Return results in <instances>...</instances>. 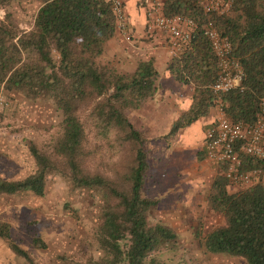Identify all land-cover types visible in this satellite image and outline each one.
Here are the masks:
<instances>
[{
    "label": "trees",
    "instance_id": "1",
    "mask_svg": "<svg viewBox=\"0 0 264 264\" xmlns=\"http://www.w3.org/2000/svg\"><path fill=\"white\" fill-rule=\"evenodd\" d=\"M14 0H0L6 8ZM30 26L21 29L8 13L0 18V92L28 101L48 99L60 120L42 143L28 142L33 170L17 179L0 175V196L44 193L46 178L58 175L70 190H84L98 201L92 238L100 251L92 264H174L155 254L172 248L175 231L149 212L157 199L144 194L147 138L129 121L159 88L153 60L140 59L130 71H118L101 59L105 42L115 31L107 0H37ZM166 15L181 14L195 22L188 47L169 57L166 70L174 81L192 87L190 104L159 137L170 140L180 129L219 106L234 122L253 123L264 109V0H232L222 15L204 13L195 0H164ZM214 29L231 45L241 66V78L226 93H214L216 59L206 30ZM242 171L258 170L249 185L229 188L224 167L212 178L206 207L222 222L195 236L207 254L238 257L246 264H264V160L240 154ZM67 210L73 211L65 206ZM0 239L9 249L35 264L0 220ZM31 245L42 249L39 237Z\"/></svg>",
    "mask_w": 264,
    "mask_h": 264
},
{
    "label": "rangeland",
    "instance_id": "2",
    "mask_svg": "<svg viewBox=\"0 0 264 264\" xmlns=\"http://www.w3.org/2000/svg\"><path fill=\"white\" fill-rule=\"evenodd\" d=\"M38 6L37 0H14L6 8H0V18L8 13L15 24L26 29ZM0 94L3 98L0 104V175L17 179L34 168L27 151L28 142L45 141L55 131L60 115L48 99L28 101L16 93L1 91ZM211 113V121H215L216 106L209 108L207 116ZM152 147L147 138L144 194L158 201L149 217L171 227L177 235L172 248L161 249L160 254L155 255L174 264H246L238 257L207 254L198 245L194 233L197 226L205 231L220 224L222 219L205 204L211 175L197 180L190 177L200 168L193 160V151L181 153L177 159L162 157L157 161L150 152ZM180 164L185 171L179 170ZM0 220L10 224L11 238L35 264H92L100 254L92 238V226L98 220L97 199L87 191L70 190L58 175L47 176L41 196L22 194L0 198ZM33 237L41 238L45 247H33ZM0 264L27 262L0 239Z\"/></svg>",
    "mask_w": 264,
    "mask_h": 264
},
{
    "label": "crops",
    "instance_id": "3",
    "mask_svg": "<svg viewBox=\"0 0 264 264\" xmlns=\"http://www.w3.org/2000/svg\"><path fill=\"white\" fill-rule=\"evenodd\" d=\"M122 1L125 12L124 29L115 28L113 35L104 44L101 59L112 63L118 71L124 72L132 70L138 60L151 58L159 72V88L156 93L139 109L130 113L129 121L135 128L145 132L146 138L153 146L150 152L154 154L155 160L158 161L162 157L177 159L181 153L192 150L195 156L193 160L198 162L197 166L199 165L200 168H198L197 174H192L190 177H196L197 180V178L211 175L212 180L220 169L218 164L205 156L203 133L205 128L213 123L211 121L212 113L209 116L206 115L205 118H198L187 127L180 129L168 141L159 138L168 131L177 115L188 108L192 87L174 81L166 70L169 56L165 38L158 31L151 33L146 31L144 0ZM125 36H128V39ZM179 170L185 171L184 165L180 164ZM262 181H264V173ZM229 188L234 190L241 187L230 183ZM22 194L33 195L26 191L18 193L16 196ZM3 196L5 195H1L0 198Z\"/></svg>",
    "mask_w": 264,
    "mask_h": 264
},
{
    "label": "built area",
    "instance_id": "4",
    "mask_svg": "<svg viewBox=\"0 0 264 264\" xmlns=\"http://www.w3.org/2000/svg\"><path fill=\"white\" fill-rule=\"evenodd\" d=\"M115 18V28L125 26V12L122 0H107ZM204 13L225 14L231 7L232 0H195ZM146 31H158L165 38L169 57H176L189 45L195 22L186 15H166L163 12L164 0H144ZM128 39V36H125ZM206 38L216 59V75L210 85L214 93H226L234 88L241 78V66L231 56V45L208 28ZM3 98L0 94V104ZM215 121L204 131V153L207 159L224 167V176L231 184L241 188L256 179L258 170L242 171L240 154L264 160V124L261 119L247 124L227 119L219 106ZM264 109V96L260 99Z\"/></svg>",
    "mask_w": 264,
    "mask_h": 264
}]
</instances>
